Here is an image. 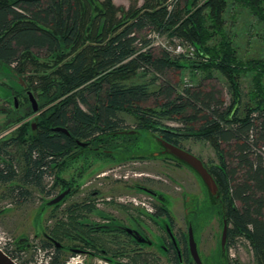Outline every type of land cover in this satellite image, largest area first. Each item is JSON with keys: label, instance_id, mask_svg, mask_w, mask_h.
Returning <instances> with one entry per match:
<instances>
[{"label": "trees", "instance_id": "1", "mask_svg": "<svg viewBox=\"0 0 264 264\" xmlns=\"http://www.w3.org/2000/svg\"><path fill=\"white\" fill-rule=\"evenodd\" d=\"M230 4L248 9L264 23V0H177L172 6L169 0H144L128 9L113 0H0V60L9 75L26 83L30 79L29 88L39 96L40 109L45 108L36 133L28 122L0 140V184L19 201L35 188L49 193L44 176L53 173L52 186L63 190L68 184L64 155L76 140L97 144L104 135L103 147L109 149L127 143L120 145L118 162L140 157L149 134L183 148V139L209 141L218 162H204L221 195L220 204L211 209L229 223L227 249L236 237H245L258 263L264 264V58L239 56L226 27ZM152 32L193 44L197 57L156 51L149 46ZM30 67L35 73L26 74ZM187 67L202 70L205 78L220 72L229 83L231 102L222 90L203 82L179 91L167 73ZM140 69L154 71L161 83L154 89L155 80L128 83ZM249 72L253 87L242 109L241 78ZM150 98L155 104L145 105ZM120 112L135 118L137 132L118 133L125 126ZM57 126L68 128L70 135L54 131ZM15 160L23 163L20 171ZM64 214L49 231L43 228L41 242L52 264H65L63 241L70 231L81 237L76 218L68 222L66 210ZM24 246L5 252L16 260L17 252L31 248ZM128 259L144 262L138 255Z\"/></svg>", "mask_w": 264, "mask_h": 264}, {"label": "rangeland", "instance_id": "2", "mask_svg": "<svg viewBox=\"0 0 264 264\" xmlns=\"http://www.w3.org/2000/svg\"><path fill=\"white\" fill-rule=\"evenodd\" d=\"M183 1V0H180ZM117 6H122L128 9L132 5L141 6L144 0H113ZM171 6L174 5L177 0H169ZM231 2V0H230ZM227 18V30L234 38L235 46L237 47L239 56L244 59L247 58H264V23L260 22L256 16H254L248 9L230 4ZM152 39L149 46L155 48L156 51L165 48L173 50V54L176 57L195 58L197 55L188 56L185 53H175L176 46L183 42L180 38L169 36L167 34H158L152 32L148 38ZM35 73L33 68H28V73ZM253 73L249 72L243 75L241 78V88L243 94L242 109L246 107L249 101V91L253 87ZM159 75L154 71L145 73L143 69L138 71V74L133 75L128 83H148L155 80L152 88H156L162 81V78L158 79ZM207 76L205 72L195 67H187L184 70L177 71L171 69L167 73V77L175 84L178 85L179 91H183L187 86L196 87L200 82H203L209 89L212 87L223 91L227 103L231 102V91L229 83L225 76L220 72L214 71L212 78H205ZM28 82L30 79L28 78ZM6 81L4 76H0V103L3 102V89L2 84ZM2 89V90H1ZM33 91V89L31 90ZM34 94H37L33 91ZM145 105H154L155 99L150 98ZM84 108H86L84 106ZM120 116L125 121V127L130 129L136 128L135 118L127 113L120 112ZM4 120V116L0 113V123ZM164 123L179 127L180 123L171 120H164ZM18 124L7 125L6 128L0 127V140L13 134ZM4 127V126H3ZM148 136V135H147ZM182 144L190 149L193 153L200 156L208 164H216L218 162V156L215 148L209 141L196 140L194 138L183 139ZM158 150V145L149 138L145 140L141 149ZM18 148L12 151L18 155ZM141 160V159H139ZM20 162V161H19ZM15 160V166L17 171L21 170L23 163H19ZM0 163L2 161L0 160ZM106 170L101 168L106 166ZM110 171H108V170ZM103 171H108L107 176H99ZM70 175L68 172H64L63 176ZM53 173H46L44 176L45 190L57 192L61 187H53L54 184ZM81 183V192L100 190L104 193L105 198L113 197L117 202H136L143 205L144 202L148 203L146 194H140L133 190L134 184L146 183V185L152 189L166 192L174 203V214L177 225H180L183 229L186 228L184 222V199L186 196H192L199 200V223L204 222L203 230L198 234L200 249L204 254H208L210 248H214L221 234L222 227L220 225V215L215 209L208 208L205 204L206 192L204 190V184L202 180L187 166H179L174 161L166 159L164 157H157L153 159H143L141 161L125 160L118 162V164L108 165L106 162L94 164L87 171L83 177ZM34 189V188H33ZM182 193L184 196L182 197ZM43 191L35 188L31 196L23 198L17 201L16 198L9 194V190L5 185L0 184V246L8 248L10 251H14L16 248V242L22 237L26 238V241L30 244L31 248L24 252H17L16 261L22 264H46L47 249L43 247L41 242V235L43 228H47V231L54 226L57 219H65V207L68 201L62 203L59 208L53 209L48 207V204L44 203L50 196ZM150 205V203H148ZM148 205H146L147 208ZM121 213L120 208L111 207ZM109 209V208H108ZM203 224V223H202ZM153 227V226H152ZM42 248V250H40ZM229 256L231 264H259L257 258L253 252L250 242L242 236L236 237L231 243L229 248ZM160 259V258H159ZM165 261H154L151 264H166ZM65 264H111L101 259H87L82 253L70 254L67 257ZM123 264H130L124 262ZM169 264V263H168Z\"/></svg>", "mask_w": 264, "mask_h": 264}, {"label": "flooded vegetation", "instance_id": "3", "mask_svg": "<svg viewBox=\"0 0 264 264\" xmlns=\"http://www.w3.org/2000/svg\"><path fill=\"white\" fill-rule=\"evenodd\" d=\"M6 66V63L0 60V76L6 78V81L2 84L4 100L0 103V113L4 116V120L0 123V127L6 128L7 125L17 118L25 117L18 123L17 127L29 122L31 123L33 133H36L40 116L45 108L40 109V99L35 94L39 102V110H33V105L28 94V91L32 89L29 88L28 81L26 83L22 78L9 75ZM123 128L118 133L125 134L135 131V129L125 126ZM64 133L70 135L69 130ZM151 136L149 134L145 137L151 138ZM103 138L104 135L101 136L102 140L97 144L89 143L90 140H76L72 148H68L64 155V172L70 173L68 178L64 176L68 184L63 190L61 188L57 192L50 190L47 194L50 198L46 200L43 206V209H45V205L50 200L68 190V193L60 201L62 203L68 201L65 207L66 220L70 222L75 217L82 229L81 237H77L75 232L70 231L64 238L63 243L66 247L63 249L68 256L70 254L82 253L87 259H101L111 264H123L126 261L130 263L128 259L130 255H138L144 260L142 264H151V262L159 260L165 261L166 264H196L190 251L189 228L192 226L199 254L204 264H231L229 250L227 249L228 235L224 248L222 243L224 216H219L222 227L219 241L214 248L209 249L208 254H204L201 251L197 233L203 230L204 222H202L203 224L199 223V200L192 196L183 198L184 222L186 224V228L183 229L180 225H177L175 219L173 211L175 201L171 198L172 195L170 196L166 192L152 189L146 183L134 184L133 190L140 194H146L148 203H150V207L152 208L151 210H148L145 205H140L137 202L135 204L131 202L122 203L117 202L113 197L105 198L104 193L100 190L81 192L82 185L80 181H82L90 167L97 163L104 164V162L108 165L118 164L116 158L120 153V145L127 144L117 142V146L114 148H104ZM80 142H88V144L83 145ZM162 150L163 148L159 145L158 150L154 152L160 153ZM101 153L111 154L112 156L102 157ZM149 153L151 151L147 148V150L144 149L142 152H139L138 155L140 157H133L127 160L137 159V161H141L143 159L146 160V158L152 159ZM145 155L147 157H142ZM164 155L166 156V154ZM161 156L158 155L156 158ZM164 158L174 161L179 166H187L201 179L197 172L189 165L168 156ZM106 167L107 165L103 166L101 170H106ZM108 171H103L99 176H107L108 174L106 173ZM203 184L206 192L204 204L208 208H217L220 201L212 197L204 182ZM183 196L184 194L182 193ZM54 205H48V207L53 208ZM111 207L120 208L122 211L119 213L118 210ZM43 237H45L44 231L41 235V238ZM23 243L29 244L27 241ZM18 244L21 245L22 243L16 242V247ZM73 248H78L81 251L75 252Z\"/></svg>", "mask_w": 264, "mask_h": 264}, {"label": "water", "instance_id": "4", "mask_svg": "<svg viewBox=\"0 0 264 264\" xmlns=\"http://www.w3.org/2000/svg\"><path fill=\"white\" fill-rule=\"evenodd\" d=\"M28 94L30 96V100L32 102L33 105V110L34 111H38L39 110V102L35 96V94L33 93V91H28ZM53 130L55 131H64V132H68L67 128L62 127V126H57L54 127ZM135 131H131V133H133ZM151 138L153 139V141L158 145L163 148L162 152H154L155 150H150L151 154L150 157L151 158H156V156L158 155H162L161 157H163L164 154H166V156L171 157V158H175L187 165H189L194 171L197 172V174L201 177V179L203 180V182L205 183V185L207 186V189L210 193V195L212 197H214L217 200H220L221 195H220V191H219V186L215 180V177L213 176V174L210 172L209 168L206 166L204 160L199 157L198 155H196L195 153H193L192 151L183 148L179 145H176L174 143H171L169 141H167L166 139H164L161 136H157V135H152ZM83 145H86V143L84 142H80ZM147 157V155H145ZM164 155V157H166ZM68 193V190L62 192L60 195H58L57 197L53 198L52 200H50L47 204L48 205H53L56 203H59L64 196ZM228 228H229V223L227 221V219H224V228H223V238H222V243H223V248L225 247V243H226V239H227V235H228ZM189 238H190V251L191 254L195 260L196 264H204L200 254H199V250H198V245L193 233V228L192 226H190L189 228ZM24 241H26L25 237L20 238L19 240H17V243H23ZM56 244L58 246H60V243L56 241ZM25 248H29L30 244H26V246H24ZM77 252H80L81 250L76 249ZM0 264H19L14 258H12L8 253H6L1 247H0Z\"/></svg>", "mask_w": 264, "mask_h": 264}, {"label": "built area", "instance_id": "5", "mask_svg": "<svg viewBox=\"0 0 264 264\" xmlns=\"http://www.w3.org/2000/svg\"><path fill=\"white\" fill-rule=\"evenodd\" d=\"M171 52H173V50H170ZM175 53H185V54H187L188 56H194L195 54H196V48H195V46L193 45V44H191V43H187V42H185V41H183V42H180L177 46H176V48H175ZM143 205H148L147 206V209L148 210H151L152 208L150 207V205L149 204H147V203H143ZM1 247V246H0ZM3 250H4V248L3 247H1ZM40 250H42L41 248H40ZM5 251V250H4ZM46 264H52L51 263V261H50V257L48 256L47 257V260H46Z\"/></svg>", "mask_w": 264, "mask_h": 264}]
</instances>
